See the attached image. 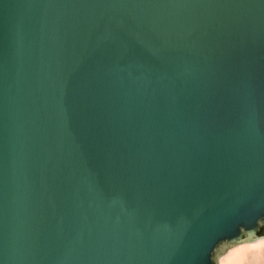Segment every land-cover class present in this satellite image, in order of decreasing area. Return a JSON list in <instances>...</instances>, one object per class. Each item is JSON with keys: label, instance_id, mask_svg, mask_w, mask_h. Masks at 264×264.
I'll use <instances>...</instances> for the list:
<instances>
[{"label": "water", "instance_id": "water-1", "mask_svg": "<svg viewBox=\"0 0 264 264\" xmlns=\"http://www.w3.org/2000/svg\"><path fill=\"white\" fill-rule=\"evenodd\" d=\"M243 225L264 0H0V264H210Z\"/></svg>", "mask_w": 264, "mask_h": 264}, {"label": "clouds", "instance_id": "clouds-1", "mask_svg": "<svg viewBox=\"0 0 264 264\" xmlns=\"http://www.w3.org/2000/svg\"><path fill=\"white\" fill-rule=\"evenodd\" d=\"M243 231L239 228L232 238L224 237L214 243L209 251L210 264H217L213 259V252L218 244L229 242L238 245L235 249H241V252L230 259L221 261L220 264H264V232L256 230L255 225L242 226ZM247 232H254L252 238H248Z\"/></svg>", "mask_w": 264, "mask_h": 264}, {"label": "bare ground", "instance_id": "bare-ground-1", "mask_svg": "<svg viewBox=\"0 0 264 264\" xmlns=\"http://www.w3.org/2000/svg\"><path fill=\"white\" fill-rule=\"evenodd\" d=\"M236 246H238V245H235V246H232V247L228 248L227 251L224 252V253L219 257V259H218V261H217V264H220V262L222 261V258L227 257V256L229 255V253L232 252L233 249H235Z\"/></svg>", "mask_w": 264, "mask_h": 264}, {"label": "snow or ice", "instance_id": "snow-or-ice-1", "mask_svg": "<svg viewBox=\"0 0 264 264\" xmlns=\"http://www.w3.org/2000/svg\"><path fill=\"white\" fill-rule=\"evenodd\" d=\"M240 252H241V249H233L232 252H230L227 257L222 258V262L227 260V259L232 258L233 256L237 255Z\"/></svg>", "mask_w": 264, "mask_h": 264}, {"label": "rangeland", "instance_id": "rangeland-1", "mask_svg": "<svg viewBox=\"0 0 264 264\" xmlns=\"http://www.w3.org/2000/svg\"><path fill=\"white\" fill-rule=\"evenodd\" d=\"M219 259V258H218Z\"/></svg>", "mask_w": 264, "mask_h": 264}]
</instances>
